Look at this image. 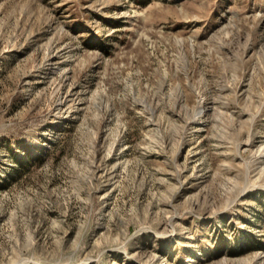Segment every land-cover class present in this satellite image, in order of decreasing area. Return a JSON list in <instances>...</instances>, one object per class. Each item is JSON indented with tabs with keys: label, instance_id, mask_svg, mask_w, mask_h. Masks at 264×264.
<instances>
[{
	"label": "rangeland",
	"instance_id": "obj_1",
	"mask_svg": "<svg viewBox=\"0 0 264 264\" xmlns=\"http://www.w3.org/2000/svg\"><path fill=\"white\" fill-rule=\"evenodd\" d=\"M0 264H264V0H0Z\"/></svg>",
	"mask_w": 264,
	"mask_h": 264
}]
</instances>
